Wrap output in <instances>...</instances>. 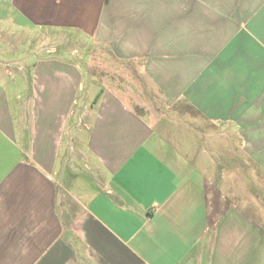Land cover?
Listing matches in <instances>:
<instances>
[{
    "label": "crops",
    "instance_id": "crops-1",
    "mask_svg": "<svg viewBox=\"0 0 264 264\" xmlns=\"http://www.w3.org/2000/svg\"><path fill=\"white\" fill-rule=\"evenodd\" d=\"M62 41L139 62L163 107L232 137L233 171L199 126L80 96ZM25 51L52 59L16 80ZM0 264H264V0H0Z\"/></svg>",
    "mask_w": 264,
    "mask_h": 264
},
{
    "label": "rangeland",
    "instance_id": "rangeland-1",
    "mask_svg": "<svg viewBox=\"0 0 264 264\" xmlns=\"http://www.w3.org/2000/svg\"><path fill=\"white\" fill-rule=\"evenodd\" d=\"M57 45L62 47L63 50L69 48L72 50L77 48V52L84 51L86 48V44H81L79 42H72L70 44L66 41H62ZM69 58L72 62L76 61L83 68V73L85 74L84 89H79V95L81 96L86 94L87 101L90 102L91 100H95L103 93L102 91L107 89L118 93L133 110L145 116L152 123L157 124L159 122H164V124H166L165 126L173 124L179 128L188 127L187 125L189 124L194 128L199 126L200 128H203L205 132V134H202L203 136L200 137V142L205 145L207 149L211 148V150L208 151L209 155L213 157V153L216 154L215 157L222 162L221 168L223 174L225 175V173L230 171V169L233 171V166H231L233 156L229 151L230 143H232L233 147L232 137L229 134H223L221 136L213 134L215 131L213 126L208 125L207 123H199V118H197L193 113H190L188 116L180 114V112L176 111L179 108L178 106L176 107V110L172 109L173 107L169 109L163 107L160 94L151 86V84H149L148 81L145 80L141 70L142 66L139 62L119 61L115 59L113 55L108 54L105 48L101 47L93 51H84V53H79L73 57H66V59ZM12 59L19 66H17V68H20L18 69L20 71L15 70L14 79H22L21 73L24 67H21L20 65H25L26 63L27 66L31 68L27 73L33 74V77L36 79L37 72L32 65H35L38 61L44 59L51 60L52 56L42 53H28L25 51L23 56H14ZM87 91H89L88 95ZM172 127L175 128L174 126ZM189 130L194 131L192 128H189ZM176 131L177 130L172 132L173 135H169V141H176L180 138L176 135ZM89 136L90 134L88 131L79 133L78 140L86 144L88 143ZM217 143L221 147V154L217 153L219 152V149L216 152L212 150L213 145ZM72 173L78 177L79 183L81 182V178L84 179V170L78 169L77 171L74 170ZM88 173L95 174L91 171ZM220 189V197L225 201H229L230 197L233 195L236 196L235 192L239 194L242 193L240 192L242 190L238 188L233 189V183H230L229 180L224 181L221 184ZM230 190H232V192L234 191L232 195Z\"/></svg>",
    "mask_w": 264,
    "mask_h": 264
},
{
    "label": "trees",
    "instance_id": "trees-1",
    "mask_svg": "<svg viewBox=\"0 0 264 264\" xmlns=\"http://www.w3.org/2000/svg\"><path fill=\"white\" fill-rule=\"evenodd\" d=\"M179 107L178 109L176 107ZM172 109H177L176 111L181 112L183 111V113H194V110L191 106H189L188 104L179 102V104L174 105Z\"/></svg>",
    "mask_w": 264,
    "mask_h": 264
}]
</instances>
